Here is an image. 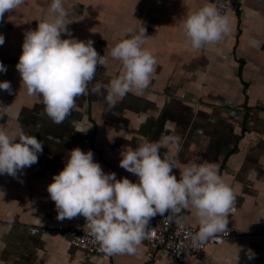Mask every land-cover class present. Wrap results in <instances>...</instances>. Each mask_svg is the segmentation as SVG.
<instances>
[{
  "label": "crops",
  "instance_id": "0c3cea01",
  "mask_svg": "<svg viewBox=\"0 0 264 264\" xmlns=\"http://www.w3.org/2000/svg\"><path fill=\"white\" fill-rule=\"evenodd\" d=\"M207 0H64L71 34L94 40L101 55L141 23L147 28L144 47L157 57L150 84L142 91L117 97L110 107L92 91L95 80L107 82L121 70L119 60L106 57L97 66L94 81L76 98L61 124L43 114L39 94L28 95L16 64L26 30L48 18L50 0H24L5 12L0 32V60L12 91L0 89V128L11 134L23 128L41 139L43 152L17 176L0 174V264H177L165 251L150 261L147 248L135 253L90 255L60 236L32 235L30 226L67 227L85 224V217L57 219L47 186L66 163L68 150L80 146L94 151V159L117 178L138 177L120 166L122 148L154 141L161 133L177 134L179 147L169 144L176 162H215L233 188L235 213L228 228L236 240L209 246L199 258L185 264H264V0H239L229 16L231 30L219 41L194 49L182 29V20ZM67 36V33H62ZM258 42V43H255ZM76 129H88L78 131ZM51 136V139L49 138ZM179 178V169H174ZM174 224L199 226L190 208L170 211ZM181 221L180 223L177 220ZM257 255L249 259L247 249ZM239 253V261L237 255Z\"/></svg>",
  "mask_w": 264,
  "mask_h": 264
},
{
  "label": "clouds",
  "instance_id": "9594fccd",
  "mask_svg": "<svg viewBox=\"0 0 264 264\" xmlns=\"http://www.w3.org/2000/svg\"><path fill=\"white\" fill-rule=\"evenodd\" d=\"M23 3L24 0H0V23L5 12ZM49 13L35 29L26 30L16 68L27 94L41 96L42 112L54 123L66 120L76 98L84 95L89 82L95 80L97 66L104 65L109 55L120 61L121 70L107 82L95 80L92 91L104 96L110 107H115L117 97L142 91L150 84L157 57L144 47L149 37L144 23L127 27L128 35L114 45L108 44L106 54L101 55L92 38L85 40L71 34L64 0H50ZM181 23L194 49L219 41L231 30L229 16L220 11L215 0H207L190 11ZM4 42L5 34L0 32V45ZM0 71H7L2 60ZM0 89L11 92V81L0 80ZM4 114L0 112V117ZM43 144L23 128L11 134L0 128V174L17 176L38 161ZM169 144L179 147V136L163 132L154 141L141 139L137 147L122 148L119 164L138 177L135 181L128 176L117 178L115 171H105L91 148L85 151L76 146L68 150L65 166L47 186L57 219L85 217L87 234L107 253H135L148 234L151 218L170 211L180 213L190 208L198 217L199 228L191 233L194 248L228 228L236 197L218 165L188 161L180 166L173 151L161 152ZM174 169H179V178ZM177 222H181L179 218ZM247 255L251 260L257 253L248 248ZM239 259L238 253L237 262Z\"/></svg>",
  "mask_w": 264,
  "mask_h": 264
},
{
  "label": "built area",
  "instance_id": "2783aa9c",
  "mask_svg": "<svg viewBox=\"0 0 264 264\" xmlns=\"http://www.w3.org/2000/svg\"><path fill=\"white\" fill-rule=\"evenodd\" d=\"M239 0H215L217 7L222 13L228 16L235 13ZM234 211L230 213H235ZM199 226H186L174 224L170 212L156 215L151 218L147 225V235L141 242L146 246L147 256L150 261L156 260L159 251H165L169 258L175 260L177 264H185L188 256L199 259L209 246H222L227 239L236 240L238 234L236 230H223L214 237H210L199 247H192L191 233L197 231ZM29 233L32 235L60 236L69 239L73 245L86 251L90 255L109 257L113 253L103 251L98 242L87 234L84 225L75 226L58 225L55 227L30 226Z\"/></svg>",
  "mask_w": 264,
  "mask_h": 264
}]
</instances>
